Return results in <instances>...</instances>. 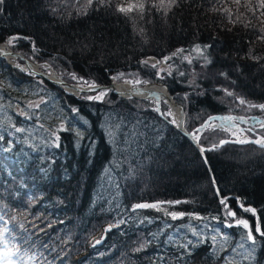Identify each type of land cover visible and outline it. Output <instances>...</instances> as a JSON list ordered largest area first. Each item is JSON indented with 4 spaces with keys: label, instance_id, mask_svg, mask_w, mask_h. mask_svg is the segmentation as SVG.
Here are the masks:
<instances>
[{
    "label": "trees",
    "instance_id": "1",
    "mask_svg": "<svg viewBox=\"0 0 264 264\" xmlns=\"http://www.w3.org/2000/svg\"><path fill=\"white\" fill-rule=\"evenodd\" d=\"M140 3L143 12L117 11L118 5ZM158 3L93 0L81 14L77 9L86 0H5L0 40L19 37L13 49L41 67L46 62L68 81H75L72 72L89 82H109L118 73L163 81L183 104L189 130L213 113H250L224 103L211 78L192 80L174 64L171 75L160 79L142 61L179 48L201 61L191 50L210 44L207 68L227 73L247 99L264 101L259 0L150 6ZM87 95L68 93L0 57V211L17 264H264L255 215L233 195L227 205L220 203L198 147L155 110L156 101L113 91L103 100ZM224 135L205 128L199 142L207 146ZM206 153L221 194L255 205L264 231V147L228 141ZM146 200L163 201L156 203L160 210H133ZM226 207L248 220L257 236L251 255L246 230L226 226L233 223ZM166 212L184 216L172 219Z\"/></svg>",
    "mask_w": 264,
    "mask_h": 264
},
{
    "label": "snow or ice",
    "instance_id": "2",
    "mask_svg": "<svg viewBox=\"0 0 264 264\" xmlns=\"http://www.w3.org/2000/svg\"><path fill=\"white\" fill-rule=\"evenodd\" d=\"M96 2L101 4V5H104L106 3V0H96ZM107 2L110 3V0H107ZM180 2H181V0H159L158 4H153V5H150V6L151 7H156L158 9L170 10L173 6H179ZM237 2H239V0H237ZM4 3H5V0H0V5H3ZM92 3H93V0H86V4L82 5L80 8L77 9L78 13L86 14L87 13V9L89 7H91ZM259 6H260V8L264 9V0H259ZM133 8H136L140 12H143V10L145 8V4L144 3H140L139 5H130L128 7H124L122 5H118L117 6V11H119L121 13H128V12L132 11ZM0 11H2V9H0ZM51 11L53 13H56L58 11V9L52 8ZM259 31H260L261 35H259L258 39L264 40V28H261ZM18 38L19 37H16V36L9 37L5 41V44L8 45V46H13L15 40H17ZM211 47H212V45H210V44H206V45H203V46H201L199 44H196L194 46V48L191 50V51L197 52L199 54L200 59H202L204 61V63L201 65V67H207L208 64H211L212 61L209 58V55H208V52H207V50L209 48H211ZM33 51H37V49L35 48V42H33ZM184 51H185V49H178L177 52L172 54V56L164 57L162 61H154L153 58H149L148 60L142 61V63L145 64V65H150V67L157 69V73H156L157 77L160 78V79H164V74H166L168 76L171 75V65H168L167 68H159L158 65L161 64V63L167 64L168 61L173 58V56H176V55H178L180 53H183ZM10 54L11 53H8L6 51L0 50V57H6V56H8ZM182 59L187 60V62L189 64L192 63V60L189 57H187V56H183ZM252 59L259 61L261 59V57L255 56V57H252ZM42 67L48 68L49 65L45 64V65H42ZM29 74L31 75V74H34V73L30 71ZM50 74H51L50 72H46L45 73V75H50ZM68 75L71 77V79L77 81V85H80V87L78 89L80 92H84V88H83L82 85L83 84H88L89 91H94V92L97 93L96 95H87L86 96V99H88L90 101L91 100H103L104 96L108 92L115 91L114 88H103V87L97 85L94 81L93 82L86 81V80H84L83 77H78L76 75V73H74V72L68 73ZM180 75H184V73L181 72ZM193 75H194V78H195V74L194 73H193ZM219 75L227 77V73H224V72L219 73ZM111 79L114 82L116 80H118V79H124V73H118L115 76H112ZM124 82H130V81L124 80ZM133 83L134 84H140V83H143V82L140 81V80H135V81H133ZM233 83H234V81H233ZM222 91H224V93L227 96H233L234 95V93L229 91L227 88L222 89ZM117 94L119 95L120 93H117ZM149 95H153V93H149ZM155 95H159V94H155ZM185 99H187L186 96H185ZM236 99L239 100L240 104H245L246 103V101L244 99H242V98H240L238 96L236 97ZM35 106L39 107L38 104L35 105ZM249 106L250 107H259L260 109L264 110V104H261V105H249ZM155 110L157 112H160L159 108H156ZM72 111L78 112V109H72ZM161 115H165V113H161ZM166 115L167 116H172L173 114H172L171 110H169ZM237 119H243V118L242 117L241 118L232 117V116H228V117H209L206 121H204L201 124L200 128L196 129L195 132L191 133L190 135L193 138V140L198 143L199 142V137L196 135V132H199L203 128H211L212 130H215L214 121H216V120L231 122V121H234V120H237ZM171 123L176 124V120L172 119ZM177 126L179 127L180 125H177ZM234 126L235 125L230 124L229 125V130H230L231 127H234ZM260 126L264 127V123H261ZM227 142L228 141H226V140L220 141V144L227 143ZM238 142L239 143H247V142H250V141L242 139V140H239ZM251 142L259 144L261 147H264V138H261V139L255 140V141H251ZM215 147H217V145H214L213 149ZM213 149H205V148L201 147L200 151L204 152V151H209V150H213ZM205 163H207L206 158H205ZM210 179L212 180L213 184H215L214 177H210ZM214 191L219 196V188L215 187ZM168 203H179V201H177V202H168ZM220 203L222 205H227V200L224 199V198H220ZM239 207L245 212H251L253 215L256 214V210L254 208H246L243 205V203H239ZM146 208H155L157 210H160L158 204H148V203L136 204L134 206L133 210L146 209ZM225 211H226L227 216L232 218V220H233V223H228L226 225L227 227L231 228V227L235 226V227L243 228L244 230H246L245 239L247 241H250L251 252L249 253V255H251L252 252L256 251V246H257V244L259 242L257 240V236L253 234L252 227L250 226L248 220L243 219V218H236L237 217L236 211L232 210L230 207H226ZM166 215H170L172 219H178V218H182L184 216V213L183 212H179V213H177V212H166ZM197 218H199V217H197ZM21 227H23V225H21ZM5 231L6 232L9 231V229L6 228ZM255 232L260 237H264V231L261 230V228L259 227V224H257ZM213 240H215V237H213ZM97 242L99 243V241H97ZM241 246L243 247V245H241ZM0 255H3V254H0ZM9 264H11V261H9Z\"/></svg>",
    "mask_w": 264,
    "mask_h": 264
},
{
    "label": "rangeland",
    "instance_id": "3",
    "mask_svg": "<svg viewBox=\"0 0 264 264\" xmlns=\"http://www.w3.org/2000/svg\"><path fill=\"white\" fill-rule=\"evenodd\" d=\"M231 3L233 4V2H231ZM5 41L6 40H3L2 42H0V44H4L3 42H5ZM16 51H19V50H16ZM19 52H21V51H19ZM21 53H23V52H21ZM173 53H175V51H173L172 53H170L168 55L163 56L162 58H159V59L154 58L153 60L154 61H162L164 57L172 56ZM25 56H27V55H25ZM183 56L189 57L192 60V63L189 64L187 62V60L182 59ZM27 57L29 59L33 60L29 56H27ZM195 57L196 56L193 55L190 52H184L182 54H178L176 56H173V58L171 60H169L167 64L161 63L160 64V68H167L168 65H171V69H172L174 67V64H175L180 69L187 70L190 73V78L192 80L202 79V78H204V79L205 78H211L213 80V83H214V86H215V89H216L215 91H218L217 93L219 95V98H221V100L224 103H226L227 105H229V106H231L233 108L234 107H236V108L238 107L240 109L239 111H245L247 113H250V114H236V115H232V114H235L237 111L231 109L230 111L213 113L215 115L216 114H227V115H232V116L238 117V118H241V117H244V116H250V115H259V116L264 115V110L260 109L259 107H250L249 106V105H261V104H264L263 103L264 101L263 102H259V101H251V100L247 99V97L243 93H241L240 90L237 89L230 82L229 79H227L224 76L219 75L217 72H213V70H210L207 67H201V65L203 64L201 61H203V60L202 59H200L201 61L196 60ZM16 58H20V57H17L16 56ZM150 58H153V57H150ZM13 61H15V60H13ZM33 61H35V60H33ZM35 62L41 63L40 61H35ZM44 63L47 64L46 62H44ZM52 69L53 68H51V69H48L47 68L46 70L48 72H51ZM43 70L46 71L45 69H43ZM26 72H28V71H26ZM193 73L195 74V78H194ZM32 75L35 76L34 74H32ZM164 76H166V74H164ZM35 77H37V76H35ZM78 77H81V76H78ZM40 80L41 81H44L43 78H41ZM84 80H86V78H84ZM124 80L130 81L131 83H133V81H135V80H140L141 81L142 78L139 77V76H125L124 79H118L117 81H124ZM154 81H160V80H154ZM90 82H93V81H90ZM146 82H148V81H146ZM146 82H143V83H146ZM161 82H163V81H161ZM143 83H140V84H143ZM224 88H227L229 91L233 92L234 95L233 96H227L224 93V91H222V89H224ZM85 93H87L88 95H96L97 94L94 91H87ZM85 93H82V94H85ZM237 96L240 97V98H242V99H244L246 101V103L245 104H240L239 100L236 99ZM146 98L153 99L154 101H156V98L154 96H148ZM162 103H164V109H165L164 110V113H167L169 110H171V106L167 102V100H166V98L164 96L161 98V107H162ZM213 114H210V115H213ZM255 120H256V117H255ZM232 122L233 123H229V122L224 123L222 125L223 126L222 128L220 126L215 127V129L222 130L223 131V134H225V135L224 136H221L220 138H218L217 141H215V142L212 143V145H217V147H219L218 146V143L220 142V140H222L226 136L229 137V139H230L232 132L241 134V133H246V130H248L245 127V125L248 126V124L245 123V124L241 125V124L237 123L238 121L237 122L236 121H232ZM214 123H216V121H214ZM230 124L235 125L234 127H236L237 129L234 130V128L231 127L230 130H229V125ZM261 133H263V132H261ZM6 228L8 229L7 218L4 217L3 213L0 211V254H4L6 256V257H4L2 259L0 258V264H9V261H11V264H17L14 261V252L16 251V249H15V247H13L12 242L6 241V236H8V234H9L8 231L7 232L5 231ZM9 231H11V230H9Z\"/></svg>",
    "mask_w": 264,
    "mask_h": 264
},
{
    "label": "water",
    "instance_id": "4",
    "mask_svg": "<svg viewBox=\"0 0 264 264\" xmlns=\"http://www.w3.org/2000/svg\"><path fill=\"white\" fill-rule=\"evenodd\" d=\"M3 43L4 44H0V45H2L0 50L6 51L8 53H11L10 55H8V56H6L4 58L8 59L11 62L12 65H14L16 67H19V68H22V69L27 70V71H31V72L34 73L35 76H37V78H39V79L43 78V79L49 80L52 83H54L55 85L60 86L63 90H65V91H67L69 93H74V94L78 95L80 93H85V92L89 91L88 84H83L82 86L84 88V92H80L78 90L80 85H77V82L68 81L65 78H63L62 76H60L58 73H56L55 71H51L50 75H45V73L48 72V71H44L42 68H40L38 63H36L35 61L29 59L23 53L12 49L10 46L6 45L5 42H3ZM10 56L20 57L23 60L22 64L18 63L16 61H11L9 59ZM154 58L155 57H153V59ZM94 82L97 85H99V86H101L103 88H114L115 91H113V92L116 93V94L120 93L119 95H121V96H134V97H139V98H146L148 96H154L156 98V108L160 109V112H158L160 115H161V113H164L163 110H162V107H161V96L163 95L166 98L167 102L171 106L173 119L176 120V124H173V123L172 124L175 127H177L179 130H181L198 147L199 151H200L201 147H203L205 149H208V148L214 146L212 144L208 145V146H204L200 142L197 143L196 141L193 140V138L191 137L190 134L194 132L195 128H200L202 123L199 124L198 126H196L194 129H191V130L187 129V127L185 125V116H186L185 108H184L182 103L178 102L175 99L174 95L169 90V87L164 82H161V81H148V82L143 83V84H132L131 82H124V81H117V80L114 82L112 79L109 82H96V81H94ZM158 85H163L164 89H161V87H159ZM119 88H121V89H119ZM144 90H146V94H142L141 93V91H144ZM157 91H160L161 94L155 95V93ZM149 93H153V95H149ZM172 105H176V106L179 107V111H180L179 112V118H177L175 116V114L173 112ZM161 116L166 118L170 122L172 121L166 115H161ZM177 125H180V126L178 127ZM197 136L199 137V134ZM245 136H249V135L246 134ZM224 140L228 141V139H226V138L222 139L220 141H224ZM251 140L255 141L252 137H251ZM230 141L238 142L239 139H237V138L236 139H231ZM218 145H221L220 142L218 143ZM201 155H202L204 161H205V158H206V160H207L206 164L208 166L210 174H211L212 177H214L213 171H212V167L210 165V162H209V159H208L206 151L201 152ZM214 179H215V177H214ZM214 186L219 188L216 179H215ZM231 195L235 196V198L238 201V204L242 203L240 195L234 194V193H229V194L223 195V194H221V191H220V188H219V198L226 199L228 196H231ZM141 203L153 204L154 202L153 201H143V202H140L139 204H141ZM243 205L246 208H254L256 210V214H255V228H256L257 224H259V211H258L257 207L255 205H253V204H243Z\"/></svg>",
    "mask_w": 264,
    "mask_h": 264
},
{
    "label": "bare ground",
    "instance_id": "5",
    "mask_svg": "<svg viewBox=\"0 0 264 264\" xmlns=\"http://www.w3.org/2000/svg\"><path fill=\"white\" fill-rule=\"evenodd\" d=\"M159 87H161V89H164V86H162V85H158ZM158 87V88H159ZM155 88V87H154ZM119 89H121V88H119ZM74 90V89H73ZM133 91V90H132ZM134 92V91H133ZM141 93L142 94H146V90H144V91H141ZM155 93V92H154ZM155 94H161V92L160 91H157ZM163 97V95L161 96V98ZM172 108H173V112H174V114H175V116L177 117V118H179V107L178 106H176V105H172ZM234 115H236V113L234 114ZM211 116V115H210ZM228 116H232V115H227V114H216V116H212V117H228ZM252 115H250V116H244V117H242L243 119H237V120H234V121H245V122H248L249 120V118L251 117ZM209 117V116H208ZM208 117L205 119V120H207L208 119ZM232 117H234V116H232ZM256 117V120L259 118V116L258 115H256L255 116ZM204 120V121H205ZM203 121V122H204ZM217 121V120H216ZM228 122V121H227ZM232 122V121H231ZM262 122H264V121H262ZM234 128V130H236L237 128L236 127H233ZM4 257H6L4 254L3 255H0V258L2 259V258H4Z\"/></svg>",
    "mask_w": 264,
    "mask_h": 264
},
{
    "label": "built area",
    "instance_id": "6",
    "mask_svg": "<svg viewBox=\"0 0 264 264\" xmlns=\"http://www.w3.org/2000/svg\"><path fill=\"white\" fill-rule=\"evenodd\" d=\"M215 115V114H214ZM216 116V115H215Z\"/></svg>",
    "mask_w": 264,
    "mask_h": 264
}]
</instances>
